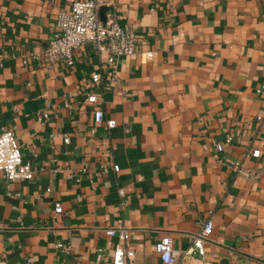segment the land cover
<instances>
[{
	"label": "crops",
	"instance_id": "obj_1",
	"mask_svg": "<svg viewBox=\"0 0 264 264\" xmlns=\"http://www.w3.org/2000/svg\"><path fill=\"white\" fill-rule=\"evenodd\" d=\"M72 1L0 0V126L35 168L0 171V264H98L99 246L107 264L118 225L139 264H166L155 242L189 246L206 216L205 257L184 264H264V0H107L104 17L134 30L137 49L104 93L115 126L94 132L84 94L104 59L90 46L71 64L31 56Z\"/></svg>",
	"mask_w": 264,
	"mask_h": 264
},
{
	"label": "built area",
	"instance_id": "obj_2",
	"mask_svg": "<svg viewBox=\"0 0 264 264\" xmlns=\"http://www.w3.org/2000/svg\"><path fill=\"white\" fill-rule=\"evenodd\" d=\"M107 0H73L68 8L59 9L52 21V32L46 46L31 56L46 66H52L56 62L72 63L76 50L90 46L93 51L104 59L103 68H97L90 75V81L98 90L90 89L84 94V101L90 104L94 125L90 128L95 131L97 123H104L109 131L115 126L116 120L106 117L102 103L104 93L112 89L118 81L115 70V62L118 56L133 54L137 49L135 31L127 26H122L112 17L101 18V6ZM147 57L152 56L151 50H146ZM264 87V85L262 86ZM262 92L261 89H258ZM48 116L46 110L37 114L39 120ZM255 118L264 121L263 114H256ZM67 141L68 135L63 134ZM230 136H227V140ZM216 148L222 149V144L217 143ZM252 155H259V148H252ZM235 163L239 164V161ZM112 169L117 171L119 166L115 162H109L102 166L104 172ZM0 171L8 180L31 179L35 175V168L31 162L22 156L17 135L12 127L0 126ZM63 211L61 201L54 202V216ZM212 219L210 216L203 218L199 230L193 235L191 243L185 248L177 249L173 246L172 237L168 234L161 236L155 242V250L162 262L166 264H184L183 258L197 254L201 259L205 257L204 242L212 231ZM110 235L116 236V241L110 253V261L107 264H139L135 260V250L129 245V232L123 225L111 226L106 229ZM57 245H61L58 243ZM62 246V245H61ZM67 249L69 246H62ZM104 256V248L96 249L98 264ZM204 264H211L204 261Z\"/></svg>",
	"mask_w": 264,
	"mask_h": 264
},
{
	"label": "water",
	"instance_id": "obj_3",
	"mask_svg": "<svg viewBox=\"0 0 264 264\" xmlns=\"http://www.w3.org/2000/svg\"><path fill=\"white\" fill-rule=\"evenodd\" d=\"M107 6L106 5H102L101 6V9H100V15H101V18L104 19V11L106 10Z\"/></svg>",
	"mask_w": 264,
	"mask_h": 264
}]
</instances>
